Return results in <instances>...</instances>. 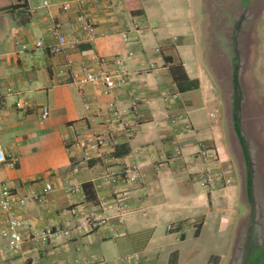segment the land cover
<instances>
[{"label":"crops","instance_id":"obj_1","mask_svg":"<svg viewBox=\"0 0 264 264\" xmlns=\"http://www.w3.org/2000/svg\"><path fill=\"white\" fill-rule=\"evenodd\" d=\"M46 1L0 0V147L10 164H0V184L23 200L9 216L25 223L18 250L0 235V264H264L258 2L246 18L229 0L234 25L223 30L221 0H139L135 16L125 0H83L94 27L87 40L77 0ZM56 28L76 44L52 54ZM93 55L122 60L107 69L124 79L109 94L84 81V69L97 70ZM172 70L197 88L179 92ZM92 136L104 145L85 159L75 144ZM54 228L69 234L32 238Z\"/></svg>","mask_w":264,"mask_h":264},{"label":"built area","instance_id":"obj_2","mask_svg":"<svg viewBox=\"0 0 264 264\" xmlns=\"http://www.w3.org/2000/svg\"><path fill=\"white\" fill-rule=\"evenodd\" d=\"M77 10L79 11V15L77 17V21L81 24L82 31L88 36L87 40H90L93 36L94 27L87 21V10L88 7L85 5L83 0H77L76 2ZM42 6L47 7L48 2L46 0H42ZM71 8L69 4H64L61 6L63 11H67ZM53 36L57 40V43L49 48V52L52 54L61 53L66 48H72L76 44V40L68 39L67 36L61 34L58 29L53 30ZM42 42L38 41L34 44L35 49L42 48ZM22 50H26V46H22ZM92 61L97 66V70L93 71L92 69H84V81L86 83L96 84L102 83L104 86L105 94H109L111 91L117 88V86L124 82L123 77L120 78L119 84L116 83L114 77L107 70L109 66H115L121 68L122 60L120 58L113 59H105L96 55L92 56ZM15 108L18 110H24V103L21 101H17L15 103ZM88 108V106H87ZM108 108L110 109L112 115L117 120L120 118V111L114 108V105L109 104ZM40 117L42 120L47 119L49 116V108L47 106H43L39 109ZM84 151L85 159H89V156L92 152L99 150L104 145V139L101 136H92L87 140H77L76 144ZM0 164H4L6 166H10V164L6 160V156L2 153L0 147ZM225 183H229V181H225ZM51 190L50 185H46L44 188V192H48ZM23 203V200H19L13 195L9 188L3 184H0V217L4 218L5 226L1 230L0 235L6 242V248L8 250H18L20 245L24 242V238L22 234L19 232V229L25 226L23 221H19L17 219L11 218L9 216V208L12 204ZM168 232H172L174 234L180 235L181 229L174 224H170L167 227ZM69 234L68 230L61 229H49L41 232L40 234L33 235L32 238L37 239L41 242H46L51 239H61L64 236Z\"/></svg>","mask_w":264,"mask_h":264},{"label":"rangeland","instance_id":"obj_3","mask_svg":"<svg viewBox=\"0 0 264 264\" xmlns=\"http://www.w3.org/2000/svg\"><path fill=\"white\" fill-rule=\"evenodd\" d=\"M228 1L229 0H221L220 2H217L218 3V5H217V10H216V12L217 13H215V16H216V20L218 21V25L220 26L219 28L220 29H223V30H225L227 27L229 28V27H231V25L233 24L234 25V23L231 21V17L229 16V10H228ZM251 2H253V3H257L258 2V6L260 7V15H261V13H264L263 12V3H264V0H233V7H237V9H238V12H239V14L241 15H246L245 17L247 18V11H249V9H248V7H250L249 5H250V3ZM253 3H251V4H253ZM235 4H237L236 6H235ZM230 5H232V4H230ZM261 7H262V9H261ZM231 11V10H230ZM242 16V17H243ZM250 16H251V14H250ZM262 17V16H261ZM241 18V16L239 17V19ZM246 18H244V23H245V25H247L246 23H247V19ZM253 20V19H252ZM241 22V21H240ZM256 23H257V27L258 26H260L261 24H262V18H260V17H258L257 18V20L255 21ZM241 24V23H240ZM218 33V32H217ZM215 38H216V40H219L220 39V44H219V46H217L218 48H220V47H224L223 46V44L221 45V40L223 39L222 38V35H218V34H216L215 36H214ZM211 38H212V36H211ZM247 38V37H246ZM249 38L251 39V36H249ZM219 42V41H218ZM223 42V41H222ZM214 43V42H213ZM218 44V43H217ZM219 53H221L222 55H225V53H226V51H222V50H220V52ZM226 87L227 86H220L219 88H220V91L223 93V94H226ZM229 93V92H228ZM256 93H259V91L258 90H256ZM257 109V108H256ZM259 110H261V109H259ZM259 110H256V112H259ZM261 123L259 122V121H255V123H254V127H255V129H261V125H260ZM257 135H258V133H257ZM231 152V156L232 157H237V152L234 154V156H233V154H232V152H233V150H230L229 152H228V155H229V153ZM236 155V156H235ZM218 160V159H217ZM227 171H230V170H228V168H227ZM179 229H181L180 227H179ZM208 235H205V240L206 241H209L208 239ZM213 247V245L212 244H209L208 246H206V247Z\"/></svg>","mask_w":264,"mask_h":264},{"label":"trees","instance_id":"obj_4","mask_svg":"<svg viewBox=\"0 0 264 264\" xmlns=\"http://www.w3.org/2000/svg\"><path fill=\"white\" fill-rule=\"evenodd\" d=\"M128 11L131 15H140L142 13V7L140 4L139 0H125ZM164 62H172V59L169 57H164ZM172 75L173 74V70L171 71ZM176 88L179 92H185V91H189V90H194L197 88L198 84L196 82H188V80L186 79V76L183 77V80H177V78H173ZM128 149L126 147V150L124 151V153H127Z\"/></svg>","mask_w":264,"mask_h":264}]
</instances>
